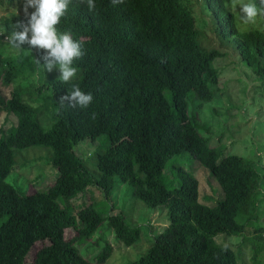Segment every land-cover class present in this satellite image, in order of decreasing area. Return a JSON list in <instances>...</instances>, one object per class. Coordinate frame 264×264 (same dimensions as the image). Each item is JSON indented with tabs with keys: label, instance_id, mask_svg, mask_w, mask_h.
I'll list each match as a JSON object with an SVG mask.
<instances>
[{
	"label": "trees",
	"instance_id": "obj_1",
	"mask_svg": "<svg viewBox=\"0 0 264 264\" xmlns=\"http://www.w3.org/2000/svg\"><path fill=\"white\" fill-rule=\"evenodd\" d=\"M231 0H204L223 38L237 36L236 47L253 72L264 76V31L240 32L229 9ZM96 9L69 5L59 31L70 32L84 55L73 66L81 75L71 83L51 81L56 121L44 129L37 109L22 100L17 86L0 107L17 118L0 139V264H90L77 247L92 239L102 224L128 247L141 238V228L122 215H105L97 203L71 209L72 200L97 187L110 194L129 184L151 208L168 212V226L138 260L126 264H240L242 251L215 242L218 236L241 237L252 246L253 264H264V226L257 224L260 174L254 162L211 144L190 114L215 97L220 81L214 65L223 56L205 50L197 18L185 0H95ZM19 17H12L8 25ZM38 59L42 53L36 52ZM16 78L11 60L0 52V84ZM78 85L93 95L84 109L61 107L60 98ZM106 136L96 151L95 178L79 154L84 140ZM45 146L53 152L56 180L46 191L21 192L6 179L15 167L14 148ZM192 155L221 187L214 206L200 201L194 172L170 159ZM168 169L171 171L168 174ZM60 202L64 205L61 208ZM254 228V236L247 233ZM75 235L68 237V230ZM100 240V239H99ZM98 240V241H99ZM107 244L96 258L103 264L113 253Z\"/></svg>",
	"mask_w": 264,
	"mask_h": 264
},
{
	"label": "rangeland",
	"instance_id": "obj_2",
	"mask_svg": "<svg viewBox=\"0 0 264 264\" xmlns=\"http://www.w3.org/2000/svg\"><path fill=\"white\" fill-rule=\"evenodd\" d=\"M11 3L12 0H0V52L11 60L16 78L9 86L0 84L1 95L7 100L14 89L18 85L21 86L24 91L22 100L37 109V119L41 126L50 129L56 121L57 106L48 84L58 79L59 72L54 69L52 73H46L42 65L37 67L34 50L26 46L22 50H16L3 41L11 31L8 22L14 17L8 11ZM22 3L23 0H19V3L12 4L13 7L21 9L20 15L23 14ZM185 3L190 6L197 18V27L202 34L200 39L202 47L205 50H218L223 53L222 57L214 61L220 73L219 84L213 88L214 99L204 103L202 109L195 110L191 104L190 114L195 117L197 124L206 127L207 130L202 129L200 132L210 139L211 144L254 162L261 178L260 218L257 224L264 226V76L256 75L242 59L236 47L237 36L223 38L218 33L212 13L204 0H185ZM228 6L235 16V23L240 32L264 31V19L256 18L254 23L244 24L232 0ZM262 62L264 65V59ZM80 75L81 71L77 70V77ZM14 124H17V118L9 114L4 107H0V139L9 134ZM105 139L106 136H102L96 141L84 140L78 145L79 154L97 179H100L102 174L97 168L96 151L104 144ZM14 155L16 164L6 181L21 192L46 191L56 180L58 169L51 163L53 152L50 148L45 146L14 148ZM176 160L195 173L200 183V201L214 206L222 196V190L211 178L210 171L189 154L174 156L170 162ZM170 172L168 169V174ZM90 202L103 204L98 210L105 215H122L128 225L141 228L140 240L128 247L118 244L114 230L109 227L108 221L104 222L92 239L77 245L80 254L88 259L90 264H99L95 260L107 244L112 245L114 250L103 264H126L138 260L148 252L156 236L168 226L167 210L147 206L134 195L129 184L120 185L110 194L90 186L88 191L72 200L71 209L75 210L83 203ZM60 205L64 208L61 202ZM253 231L254 228H251L246 234L247 237L252 238ZM74 235L73 229L68 230V237ZM215 242L230 246L234 250L240 248L243 253L240 264H253L252 246L250 244L242 246L241 237L221 235Z\"/></svg>",
	"mask_w": 264,
	"mask_h": 264
},
{
	"label": "clouds",
	"instance_id": "obj_3",
	"mask_svg": "<svg viewBox=\"0 0 264 264\" xmlns=\"http://www.w3.org/2000/svg\"><path fill=\"white\" fill-rule=\"evenodd\" d=\"M19 0H12L8 11L19 17L21 9L12 4ZM73 0H23V18L9 25L11 31L5 36L11 48L22 50L26 46L30 50L42 53L35 63L41 65L46 73L58 70V79L65 84L77 76V68L73 66L75 60L84 55L81 44L75 41L70 32L59 31L58 25L67 15L69 5ZM78 6L86 5L91 13L96 9L95 0H76ZM111 3H123V0H111ZM236 5L239 18L244 24L255 22L256 18L264 19V0H232ZM31 10V11H30ZM93 101L91 93H84L78 85H72L71 91L59 100L61 107L87 108Z\"/></svg>",
	"mask_w": 264,
	"mask_h": 264
},
{
	"label": "built area",
	"instance_id": "obj_4",
	"mask_svg": "<svg viewBox=\"0 0 264 264\" xmlns=\"http://www.w3.org/2000/svg\"><path fill=\"white\" fill-rule=\"evenodd\" d=\"M0 36H1V34H0Z\"/></svg>",
	"mask_w": 264,
	"mask_h": 264
}]
</instances>
